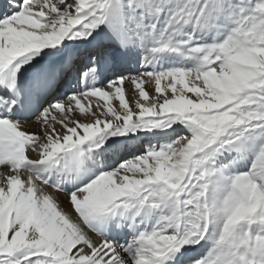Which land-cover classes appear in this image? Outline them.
I'll use <instances>...</instances> for the list:
<instances>
[{
  "label": "snow or ice",
  "instance_id": "1",
  "mask_svg": "<svg viewBox=\"0 0 264 264\" xmlns=\"http://www.w3.org/2000/svg\"><path fill=\"white\" fill-rule=\"evenodd\" d=\"M0 264H264V0H0Z\"/></svg>",
  "mask_w": 264,
  "mask_h": 264
}]
</instances>
